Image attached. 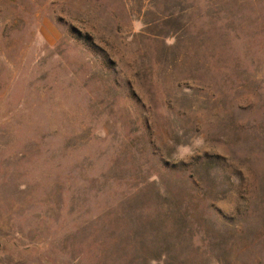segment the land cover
Listing matches in <instances>:
<instances>
[{
    "label": "rangeland",
    "instance_id": "374dc122",
    "mask_svg": "<svg viewBox=\"0 0 264 264\" xmlns=\"http://www.w3.org/2000/svg\"><path fill=\"white\" fill-rule=\"evenodd\" d=\"M0 264H264V0H0Z\"/></svg>",
    "mask_w": 264,
    "mask_h": 264
}]
</instances>
